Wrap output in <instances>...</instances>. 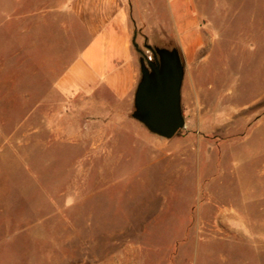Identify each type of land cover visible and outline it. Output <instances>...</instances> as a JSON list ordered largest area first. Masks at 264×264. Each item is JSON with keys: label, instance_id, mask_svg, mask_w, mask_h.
<instances>
[{"label": "rangeland", "instance_id": "374dc122", "mask_svg": "<svg viewBox=\"0 0 264 264\" xmlns=\"http://www.w3.org/2000/svg\"><path fill=\"white\" fill-rule=\"evenodd\" d=\"M125 2L162 77L180 53L172 139L133 104L106 128L50 135L46 118L71 116L53 86L82 42L60 30L61 0H0V264H264V0H192L189 65L150 30L149 0Z\"/></svg>", "mask_w": 264, "mask_h": 264}, {"label": "crops", "instance_id": "0c3cea01", "mask_svg": "<svg viewBox=\"0 0 264 264\" xmlns=\"http://www.w3.org/2000/svg\"><path fill=\"white\" fill-rule=\"evenodd\" d=\"M149 1L145 17L152 21L150 30L174 41L185 63H194L203 38L197 31L199 20L192 0ZM60 5L67 15L60 30L70 45L82 44L53 86L61 110L71 116L60 114L56 125L46 118L45 127L56 137L79 136L83 122L106 128L133 104L140 70L132 39L134 26L143 24L141 8L129 6L125 0H61ZM65 118L72 124L64 125Z\"/></svg>", "mask_w": 264, "mask_h": 264}, {"label": "water", "instance_id": "95a60500", "mask_svg": "<svg viewBox=\"0 0 264 264\" xmlns=\"http://www.w3.org/2000/svg\"><path fill=\"white\" fill-rule=\"evenodd\" d=\"M132 45L138 56L140 70V78L134 92L132 118L143 124L151 133L167 140L172 139L184 128L180 107L184 66L180 53L176 49L175 56L166 65L169 71L165 70L162 77L154 47L146 46L151 53V60L147 61L145 54L135 43V35Z\"/></svg>", "mask_w": 264, "mask_h": 264}, {"label": "trees", "instance_id": "16d2710c", "mask_svg": "<svg viewBox=\"0 0 264 264\" xmlns=\"http://www.w3.org/2000/svg\"><path fill=\"white\" fill-rule=\"evenodd\" d=\"M179 134V132L177 133V135Z\"/></svg>", "mask_w": 264, "mask_h": 264}]
</instances>
